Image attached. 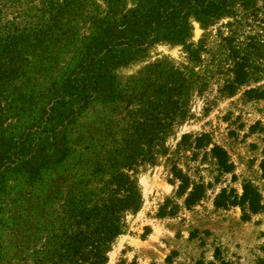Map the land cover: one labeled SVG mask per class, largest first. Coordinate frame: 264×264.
<instances>
[{
  "label": "rangeland",
  "instance_id": "obj_1",
  "mask_svg": "<svg viewBox=\"0 0 264 264\" xmlns=\"http://www.w3.org/2000/svg\"><path fill=\"white\" fill-rule=\"evenodd\" d=\"M52 1L0 0V35L41 26L51 17ZM139 1L77 0L79 10L70 14L63 42L28 51L34 72L27 89L40 97L76 58L99 20L115 12L113 4L124 15ZM187 24L185 40L154 43L143 57L113 71L121 95L128 92L135 101L153 95L159 83L168 86L170 68L181 80L159 109L156 128L162 141L155 161L128 170L138 189V207L123 213L122 230L110 241L103 264H264V0H228L221 15L207 19L190 13ZM119 109L114 114L115 106L93 102L85 131L68 134L86 144L75 146L72 158L64 161L95 159L108 126L129 112ZM139 109L136 115L145 113ZM32 114L16 131L29 124ZM185 134L193 137L181 145ZM203 134L207 137L196 147L195 137ZM59 175L63 179L67 173ZM8 177L10 200L15 182ZM195 185L199 198L190 205ZM11 207L5 203L6 215ZM38 217L34 211L25 217L32 227L22 243L11 219H5L0 264L41 260L47 234L46 225L38 231L31 225Z\"/></svg>",
  "mask_w": 264,
  "mask_h": 264
},
{
  "label": "trees",
  "instance_id": "obj_2",
  "mask_svg": "<svg viewBox=\"0 0 264 264\" xmlns=\"http://www.w3.org/2000/svg\"><path fill=\"white\" fill-rule=\"evenodd\" d=\"M76 1H52L48 5L51 17L41 26L0 35V248L5 219H11L22 243L32 227L25 217L34 211L39 217L31 225L37 231L46 225L42 230L47 234L41 260L34 264L106 261L110 241L122 230L123 213L136 210L139 203L138 189L128 170L155 161L156 146L162 141V133L156 128L161 125L159 109L167 105L163 102L165 94L176 91L181 80V75L170 68L168 86L159 83L153 87V95L135 101L128 92L121 95L113 71L143 57L154 43L185 40L188 14L211 19L221 15L228 2L140 0L124 15L117 14L118 5L113 4L115 12L99 20L52 86L40 97L34 96L26 85L34 72L28 51L47 48L53 41L63 42L71 26L70 14L79 10ZM95 101L115 106L114 114L122 107L129 112L116 116L114 126L103 124L108 126V135L95 148L99 153L95 159L64 161L72 158L75 146L86 144L72 141L68 134L85 131V119ZM138 109L145 113L136 115ZM27 113H33V119L16 131ZM192 137L185 134L181 145ZM205 137H195L196 147ZM52 149L57 153L50 154ZM3 151L11 152L12 157H6L12 161H6ZM63 173L67 175L62 179L59 174ZM8 176L15 182V196L10 200ZM199 188L195 185L190 193V205L198 200ZM8 201L12 207L6 215Z\"/></svg>",
  "mask_w": 264,
  "mask_h": 264
}]
</instances>
